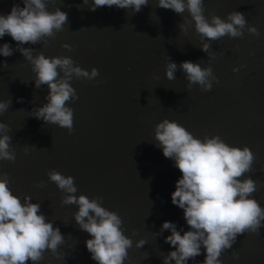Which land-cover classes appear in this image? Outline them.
<instances>
[{
    "label": "water",
    "instance_id": "water-1",
    "mask_svg": "<svg viewBox=\"0 0 264 264\" xmlns=\"http://www.w3.org/2000/svg\"><path fill=\"white\" fill-rule=\"evenodd\" d=\"M0 264H264V0H0Z\"/></svg>",
    "mask_w": 264,
    "mask_h": 264
}]
</instances>
